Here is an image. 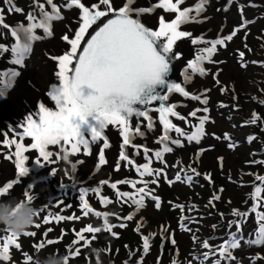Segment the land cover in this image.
Masks as SVG:
<instances>
[{
	"label": "rangeland",
	"instance_id": "1",
	"mask_svg": "<svg viewBox=\"0 0 264 264\" xmlns=\"http://www.w3.org/2000/svg\"><path fill=\"white\" fill-rule=\"evenodd\" d=\"M198 3L199 0H184L180 8L181 10L186 7L195 8ZM15 4L24 9V14L17 13L23 17H26L29 11L37 10L33 0H15ZM0 5L7 9L3 0H0ZM191 15L194 16L195 12ZM61 21L55 20V22ZM244 21L248 22L247 26L241 27ZM237 28L240 30L231 42H227L226 47L218 46L212 57L214 62H203V66L207 69V75L192 74L191 82L185 84L186 90L194 95H200L204 93L205 89H209L210 91L206 94L208 104L205 106L190 98H185L186 104L168 102L179 105L175 110L180 115L188 117V123L176 117H170V119L189 134L196 130L199 118L210 117L204 125V135L200 142L188 141L186 137H179L175 132H172L171 136L174 139L182 140L184 146L177 147L169 144L173 151L163 154L164 163H162L154 156L155 151L163 148V145L156 143L157 138L162 135L159 115L157 116V125L149 130V135L146 138L142 137L146 139L144 146L151 150L149 152V156L152 157L151 167L153 169L162 168L167 173L166 178L163 173L160 175L158 185H148L150 189L154 190L153 195L160 198L159 209L156 208L154 200L146 197L144 207L135 212V205L117 203L116 190L111 189L108 185H103L100 195L112 199V204L102 205L100 196L94 192H89L86 199L94 211L116 214L110 215L108 219L110 224L116 225L112 231L118 234V238L103 230V217L97 218L91 214L79 221L57 223L53 220L49 225H44L42 217L48 212L64 216L72 214L81 216L79 195L80 189L83 187H98L100 186L99 181L105 179L111 183L123 179L152 180L156 177L141 178L133 166L125 168L124 162H121L119 172L114 171L122 143L118 126H114L116 130L111 134L105 130L111 147L105 150L108 163L100 166L98 171L96 167L98 151L103 141L92 145L89 155H85L84 149L81 147V151L71 156L67 162L54 155L52 159L55 162L47 164L43 168L35 166L33 161L37 158L38 152L30 150L26 153L28 156L35 154L34 159L26 162L30 173L28 176L20 178L21 183L14 188L15 195L19 196L27 185H33L31 194L35 196V199L31 204L35 209H44L39 216L35 217L34 222L40 223L41 227L36 229L31 226L27 230V232H36V236L19 235L20 249L10 246L11 259L9 261L0 260V264H25L27 256H31L32 261L36 262L37 259H45L49 255L57 254L69 255L71 257L69 264H213V261L219 258L218 255L210 256L209 259L204 260L203 253L209 250L204 249L202 243L208 240L211 245L215 246L228 239V233L236 232L235 226L231 229L227 227L230 221L240 219L231 214L232 209L249 212V216L241 226L244 235V240L241 241L242 247L233 250V255L241 261V264H251L250 258L257 254L264 256V245L249 246L244 243L248 239L255 238L254 230L257 224L255 213L250 212L253 204L250 195L254 191L253 185L260 183L255 181V175H264V165L249 163L253 160H264V152L260 151L263 149L260 147L264 145V103H262L264 101V0H231V3L229 0H208L205 10L196 18V21L187 23L180 30L191 32L192 38L203 37L205 41H211L217 37L226 36ZM0 32L4 33L1 39L7 44L15 43L14 38L7 30L0 28ZM192 38L186 39L191 41ZM206 46L210 45L192 43L190 49L197 56ZM240 52L245 53L243 58L239 55ZM186 57H189V54L184 58ZM1 63L2 61H0ZM25 66L32 70V75L36 78L32 84L33 90L37 91V88L46 87L48 71L44 67L38 66L30 56L26 58ZM217 79L220 84L216 83ZM3 82L4 79H1L0 84L3 85ZM221 88L227 90L222 93ZM43 90L45 93L49 92L48 88ZM170 97H173V94ZM221 103L227 107H220ZM204 107H207L209 112H198L196 117L188 116L190 111ZM150 113L157 114L156 111ZM253 113L261 117V120L255 124L248 123ZM141 119L137 118L136 121ZM3 132L0 127V186L17 178L15 156L3 144L4 138L1 139ZM225 133L229 134L230 139H224ZM253 136L255 139L249 142L248 138ZM133 142L143 145L137 140ZM229 144H235V147L230 148ZM49 150L57 153L60 151V146H49ZM127 151L137 165L147 162L143 149L139 156L134 154L131 147ZM79 161L83 162L78 163ZM72 163H77L75 171L71 170ZM192 168H195L201 175L195 176L191 171ZM53 169L55 175H51ZM177 173L181 175V181H175ZM208 173L212 174V183L204 178ZM188 175L193 176L190 183L186 180ZM169 181L174 182L170 184ZM142 186L143 184H137V187ZM118 189L119 191H134L127 184H119ZM214 195H219L220 200H213V207L209 205V200ZM262 197H264V193H262ZM57 201H63L64 205H71V207L63 208L62 211L63 205L57 207ZM181 205L184 206L183 210L179 207ZM10 206L14 208L15 204ZM260 211H264V208H261ZM133 212H135L133 220L123 219ZM221 213L224 214L223 217H221ZM117 215L120 219H117ZM122 223L126 224V227H119ZM88 224L101 226L102 231L95 234V239H92L90 246L85 245L84 242L73 245V241L77 237L72 229L75 228L79 231ZM181 224L191 230H184ZM213 225H216L215 229L212 227ZM138 226L139 231H136ZM161 226L166 227L168 231L162 232ZM48 227H51L52 231L48 237H45L43 234ZM3 228L0 226V229ZM62 229L65 234L61 238ZM250 233L253 235L250 236ZM6 234H0V245H2L3 236ZM245 234L248 236L246 237ZM85 236L91 238L93 234L85 233ZM144 236H148L150 240L147 253L143 251L142 238ZM162 237H167V239L162 241ZM172 238L176 241L175 245L170 242ZM47 239L59 242L40 248L39 244L46 243ZM70 247L73 249L71 252L68 251ZM91 247L100 248L103 251L98 256H92L90 255ZM32 261H29L28 264H32ZM221 264H229V262L221 261ZM256 264H264V261L258 260Z\"/></svg>",
	"mask_w": 264,
	"mask_h": 264
},
{
	"label": "snow or ice",
	"instance_id": "2",
	"mask_svg": "<svg viewBox=\"0 0 264 264\" xmlns=\"http://www.w3.org/2000/svg\"><path fill=\"white\" fill-rule=\"evenodd\" d=\"M134 2L135 0H126V3L122 7L116 9L113 7L112 0H98V3H93L91 6H86L82 0H66L63 7L79 9L81 22L78 31H75L71 37L69 35L62 36V39L70 45V50L66 51L63 55L53 57V59L58 61L59 70L56 76L59 84L51 86L48 97L54 102L55 110L50 109L44 103H40L36 118L33 115H29L25 123L20 125L22 132L16 130V135L21 142H18L15 138H6L3 141V144L8 148L15 146V151L12 155L15 156L17 178L0 186V204H15L13 209L15 211L23 206L25 201L31 203L35 199V196L31 194L33 185H27L19 196L15 195L14 188V186L21 183L20 178L26 177L30 173V168L26 166V162L29 161V156L26 153L30 150L38 152L34 164L36 167L43 168L47 164L55 162L52 159L54 155L67 162L71 156L81 151V147L84 149V154L89 155L92 151L91 146L103 141L98 151V164L96 166L98 171L100 166L108 163L105 150L109 149L111 145L105 135V130L109 125H113L119 127L120 135L122 136L119 157L115 163L114 171L119 172L121 170V162H124L123 166L125 168L133 166L141 178L155 176L156 179H141L139 181L123 179L111 183L108 179H105L99 181L100 186L98 187H83L80 189L79 195L81 216L75 214L64 216L48 212L47 215L42 217L43 224L49 225L53 220L57 223L62 221H79L91 214L97 218L103 217V230L118 238V234L112 231L116 225L110 224L108 219L110 215L116 214L94 211L88 199H86L89 192H94L100 196L102 205L107 206L112 204V199L100 195L101 186L103 185H108L111 189L116 190L117 203H131L135 205V212L144 207L146 197L155 201L157 209L160 208V198L153 195L154 190L150 189L148 185H158L160 175L163 173L166 178L167 173L162 168L153 169L151 167L152 157L149 156L151 150L144 145L133 142L138 136L143 137L145 133L141 130L139 120H137L135 127L132 126L131 120L133 116L137 118L142 117L147 121L146 127L152 130L155 124L150 112H158L159 122L162 125V135L157 138L156 143L163 145V148L155 151L154 156L160 159L162 163H164L162 160L163 154L173 151V148L169 144L176 145L177 147L184 146L182 140L174 139L171 136L172 132H175L179 137H186L188 141L200 142V139L204 135V125L210 117L203 116L199 118V125L196 127V130L189 134L170 119V117H176L188 123V117L180 115L175 110L179 105L168 102L170 95L179 93L183 97L197 100L206 106L208 104L206 94L210 90L205 89L204 93L194 95L187 91L181 83L170 80L169 74L172 70V61L181 58L179 53L173 51L174 45L182 38H192L191 32L180 30L181 25L196 21V18L205 10L208 0H199L195 8L186 7L183 10H181L180 5L184 3V0H175V2L173 0H159V3L155 7L162 8L165 12L176 13V16L170 22H167L161 16L159 18V28L155 31L146 28L138 19L133 18V14L139 15L143 12H152L155 8H134ZM229 2L231 3V0ZM3 3L7 5V9L5 10L4 7H0V28L8 30L10 36L14 38L15 43L10 48L6 47L4 43H0V56L10 52L14 57L12 63L14 65H22L26 56L32 51L33 42L41 40L44 37H50L53 34L52 22L63 19L61 6H58L54 0H46L47 5L51 9L50 11H46L44 3H40V0H33V4L39 10V17L34 11H29L25 17L28 21L27 26L19 23L13 26L5 22V11L9 14H24V9L16 6L15 0H3ZM101 5L105 6L103 10H101ZM193 12H195L194 16L191 15ZM110 13L115 18L102 22V26L98 25V30L90 35V39L85 40V36L89 34V29L92 25L97 24V21H101V18L109 16ZM247 23V21H244L241 27H246ZM38 30H42L43 37L37 34ZM239 30L240 28L234 29L230 34L217 37L211 41H205L203 37L192 38L191 42L193 44L202 43L210 46L204 47L194 60L188 62L187 68L183 72L184 83L191 82L192 74L207 75V69L203 66V62L213 63L212 57L216 53L218 46L226 47L227 42H231ZM3 36L4 33L0 32V37ZM239 55L243 58L245 53L240 52ZM18 75V72L11 73L13 78ZM216 83L220 84V81L217 79ZM226 90L225 88H221L222 93ZM154 102H158V107L154 109L149 108L148 106ZM220 107H227V105L221 103ZM198 112L207 113L209 109L207 107L196 108L190 111L188 116L196 117ZM260 120L261 117L253 113L248 123L255 124ZM4 135L7 137L8 133ZM26 137L31 138L30 147L25 146L22 142ZM216 138L219 139L220 137ZM224 139H230L229 134L225 133ZM248 139L249 142H252L255 137H249ZM56 145L60 146L59 152L54 153L49 150V146ZM228 146L234 148L235 144H229ZM129 147L134 150L136 156H139L141 149H143L147 162L143 165H137L135 160L128 154L127 149ZM82 162L79 161L78 163ZM249 163L264 165V160H253ZM76 166L77 163H72L71 170L75 171ZM191 171L195 176L201 175L195 168H192ZM51 175H55L54 169L51 171ZM204 178L209 183H212L211 173L205 175ZM186 180L189 183L192 182L193 176L188 175ZM175 181H181L179 173L176 174ZM255 181H259L260 183L259 185H253L254 191L250 195L253 204L250 212L255 213L257 227L254 230L255 238L244 241L249 246L264 245V211H260L261 208H264V197H262V193H264V175H255ZM173 182L169 181L170 184ZM138 183L143 184V186L137 187ZM119 184L130 185L134 191H119ZM220 191L222 192L223 189L221 188ZM213 200H220V196L214 195L209 200V205L214 207ZM62 205V211L63 208L71 207V205H64L63 201L56 202L57 207H61ZM179 207L183 210L184 206L181 205ZM43 211V208L35 209V217L39 216ZM135 212L123 217V219L126 221L133 220ZM231 214L234 217L240 218L230 221L227 225L229 229L235 226L236 232L228 233L229 238L215 246L211 245L208 240L203 241L202 247L209 250L203 253L204 260L209 259L210 256L218 255L219 258L214 260L213 264H221V261L229 262V264H241V261L233 255V250L242 247L241 241L244 240V235L241 226L249 216V212L232 209ZM220 215L223 217L224 214L221 213ZM117 219H120L118 215ZM181 219L183 220L184 217L182 216ZM32 226L39 229L41 224L33 223ZM119 227H126V224L122 223ZM161 227L162 232L168 231L166 227ZM181 227L186 231L191 230L183 224H181ZM212 227L215 229L216 225ZM51 231L52 228L48 227L43 235L48 237ZM72 231L77 237L73 241V245L84 242L85 245L90 246L92 239H95V234L100 233L102 227L88 224L79 231L75 228ZM136 231H139V226ZM2 233L7 234L3 236L2 245H0V260L9 261L11 259L9 253L10 246H14L16 249H20L21 247L18 243V237L21 234H13L6 228L0 229V234ZM85 233L93 234V236L87 238ZM22 234L26 236L37 235L34 231H25ZM64 234V230L62 229L61 238ZM249 235L251 236L253 233ZM142 239L143 251L147 253L150 246L149 237L144 236ZM163 239H167V237H162V241ZM194 239H196L195 236ZM57 242L59 241L47 239L46 243H40L39 247L43 248L46 245ZM170 242L173 245L176 243L174 238ZM72 250L71 247L68 249L69 252ZM77 251L79 250L77 249ZM25 255L27 256V254ZM54 256H60V254ZM63 256L65 264H69L71 257L67 254H63ZM250 259L251 264H256L258 260L264 261V256L257 254ZM29 261H32L31 256H27L25 264H28ZM32 264H36V262L32 261Z\"/></svg>",
	"mask_w": 264,
	"mask_h": 264
},
{
	"label": "bare ground",
	"instance_id": "3",
	"mask_svg": "<svg viewBox=\"0 0 264 264\" xmlns=\"http://www.w3.org/2000/svg\"><path fill=\"white\" fill-rule=\"evenodd\" d=\"M54 2L57 3L58 6H61V15L63 16L62 21H53V34L50 37H44L41 40L34 41L32 45V51L26 56V58L30 56V58L33 59L38 66H40L41 68L44 67L45 70L48 71V83L44 88H48L49 91L51 90L52 85L59 84V80L56 76V73L59 70L58 61L56 59H53V57L63 55L66 51L70 50V45H68L67 42L62 39V36L69 35L71 37L75 31H78L81 22L79 9H68L66 7H63V5L66 3V0H54ZM82 2L85 3L86 6H91V4L93 3H98V0H82ZM173 2H175V0H173ZM40 3L45 4L46 11L51 10L50 6L47 5L46 0H40ZM124 3H126V0H112L113 7L116 9L122 7ZM158 3L159 0H135L133 5L134 8H155V10L152 12H143L139 15L133 14V18L138 19L141 24H143L150 30H158L159 18L161 16H163L167 22H170L176 16V13L165 12L164 9L155 7V5H157ZM0 7L4 6L0 5ZM104 7L105 6L101 5V10H103ZM35 13L39 17L38 9L35 11ZM5 17V22L9 25L14 26L19 23L27 26L28 24L26 18L18 15L17 13L9 14L7 13V11H5ZM112 18L115 17L112 13H110L109 16L101 18V21H97V24L92 25V27L89 29V34L85 36V40L90 39V35L94 34V32L98 30V25L102 26V22H107L108 19ZM186 24L181 25L180 29H182L183 26H186ZM37 34L43 37L42 30H38ZM186 38L178 40L174 45L173 51L179 53L181 58L172 61V70L169 74L170 80L181 83L182 86L185 87V89L186 85L184 83L183 72L187 68L188 62L196 58V54H193L190 49L192 42ZM0 43H4L5 46L9 48L12 46V43L7 44L3 39H1V37ZM188 54L189 57L184 58L185 55ZM0 58H2L0 60L2 61V63L0 64V80L4 79L3 85L2 83L0 84V93H2V95H0V127L4 131L2 134L3 137H1V139L4 138L5 140L6 138H15L18 142H21L19 140V137L16 135V130L22 132V128H20V125L25 123L26 118L29 115H33V117L36 118V113L38 112L40 103H44L52 110H55V104L48 97V93H45V90L42 91V89L44 88H37V91L33 90L34 86L32 87V84H34L36 78H34V76L32 75V70L25 66L26 58L23 63L24 65H14L12 63L14 57L10 52L5 53L3 56H0ZM12 72H18L19 75L13 78L11 76ZM185 98L186 97H183L179 93H173V97H170L169 101L186 104ZM157 104L158 102H154L148 107L154 108L157 106ZM156 113L157 114L150 113L155 126L157 125V116L159 115L158 112ZM136 119L137 117H132L131 123L133 127H135V124L137 122ZM139 121L141 122V130L145 133L143 137L146 138V136L149 135V129L146 127L147 121L143 118ZM106 130L109 134H111L112 131L116 130V128L109 125ZM5 133H8L7 137L4 135ZM140 138L142 137L138 136L135 140H137L138 143L140 142L144 145L146 139ZM22 142L25 144V146H27L30 145L32 141L31 138L26 137ZM9 149L12 153H14L15 146H12ZM34 155L35 154H29V160L34 159Z\"/></svg>",
	"mask_w": 264,
	"mask_h": 264
},
{
	"label": "clouds",
	"instance_id": "4",
	"mask_svg": "<svg viewBox=\"0 0 264 264\" xmlns=\"http://www.w3.org/2000/svg\"><path fill=\"white\" fill-rule=\"evenodd\" d=\"M13 209L10 205L0 204V226L13 234H22L35 222V208L25 201L23 206L15 211ZM102 251L100 248L91 247L90 255L98 256ZM36 264H65V258L63 255H49L45 259H37Z\"/></svg>",
	"mask_w": 264,
	"mask_h": 264
},
{
	"label": "flooded vegetation",
	"instance_id": "5",
	"mask_svg": "<svg viewBox=\"0 0 264 264\" xmlns=\"http://www.w3.org/2000/svg\"><path fill=\"white\" fill-rule=\"evenodd\" d=\"M260 148H263L262 150H260L261 152H264V145L263 146H261ZM245 236L247 237L248 235L247 234H245Z\"/></svg>",
	"mask_w": 264,
	"mask_h": 264
}]
</instances>
